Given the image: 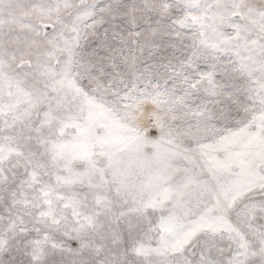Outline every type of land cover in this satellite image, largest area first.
<instances>
[{
    "label": "snow or ice",
    "instance_id": "6c2138e0",
    "mask_svg": "<svg viewBox=\"0 0 264 264\" xmlns=\"http://www.w3.org/2000/svg\"><path fill=\"white\" fill-rule=\"evenodd\" d=\"M0 264H264V0H0Z\"/></svg>",
    "mask_w": 264,
    "mask_h": 264
}]
</instances>
